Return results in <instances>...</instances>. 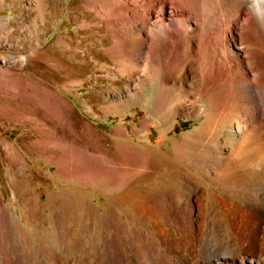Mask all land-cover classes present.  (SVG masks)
<instances>
[{
  "label": "bare ground",
  "instance_id": "6f19581e",
  "mask_svg": "<svg viewBox=\"0 0 264 264\" xmlns=\"http://www.w3.org/2000/svg\"><path fill=\"white\" fill-rule=\"evenodd\" d=\"M4 1L0 0L1 10L7 7ZM66 1L24 0L29 10L38 13L28 32L31 41L38 39L41 46L40 27L50 23L60 8L62 14L69 10L81 20L76 33L92 32L99 53L116 62L112 71L91 49L78 55L84 38L73 50L77 41L61 36L59 42L72 52L69 61H61L50 52L53 48H47L20 59L15 56L16 64L29 66L33 59H42L41 70L63 74L72 82L73 67L93 63L103 69L102 75L94 73L72 84L84 87L93 81L95 93L118 114V109L146 103V90L158 85L148 107L167 131L179 117L201 121L194 131L172 142L169 156L162 146L138 147L131 139H113L111 147L91 125L77 129L73 108L59 91L36 92L30 117L37 138L33 146L58 168L56 178L74 179L95 189L100 183L89 182L85 170L126 171L129 167L123 163L134 154L142 165L136 163L134 169L131 165V170L140 178L126 182L120 178L106 186L116 190L154 180L159 190L157 197L140 199L136 205L141 227L132 219L123 221L119 210L112 209L103 238L105 251L93 256L92 262L81 239L74 243V237L67 240V247L74 249L77 260L47 246L41 253L32 248L26 233L39 222L40 196L31 184L18 187L17 182V166L21 176L30 170L28 158L0 137V185L9 192L8 201L0 203V264H46L43 256L50 264H264V0H80L77 10L71 7L73 0ZM101 80L120 83L121 89L100 92ZM38 108L46 113V121L38 116ZM143 126L150 128L149 120ZM121 137H126L124 132ZM67 167L73 170L71 176ZM118 172L113 173L116 178ZM36 178L42 181L35 190L48 186L44 174ZM128 195L117 197L115 205L128 202ZM69 196L72 209L80 205V200ZM54 203H49L51 216L62 224L65 219L57 215ZM99 210L95 211L104 217Z\"/></svg>",
  "mask_w": 264,
  "mask_h": 264
},
{
  "label": "rangeland",
  "instance_id": "374dc122",
  "mask_svg": "<svg viewBox=\"0 0 264 264\" xmlns=\"http://www.w3.org/2000/svg\"><path fill=\"white\" fill-rule=\"evenodd\" d=\"M4 2L6 3L7 7H5L3 10L0 9V137L13 142L17 147H19L25 157L28 158L30 170L27 176H21L18 169L19 167L17 166L16 168L18 175V187H21L23 183L26 184V182L27 184H31V189L40 196V200L42 202L41 209L38 212V224L35 228L30 227V230L27 229L28 232L26 231L28 236L30 235L29 237L32 239V245H30L33 249L38 250L41 253L43 252L44 247H48L49 249H54L61 256L65 257L68 255L71 260H77L78 257L75 255L74 249L67 247L69 244V241L67 240H70L74 237V243H76V240L81 239L83 243V249L89 253L90 261L92 262L91 258L93 256L105 251L103 238L107 232V225L111 223L113 217L111 216L112 209L117 208L119 210V212L122 214L123 221L130 222V219H132L133 222L137 223V226L141 227L140 222L143 219L140 216L137 217L138 214L135 213L136 211H134L136 210V205L138 202L145 200L147 197L154 195L157 197L156 194L159 189L157 190V184L154 180L144 184H138L137 186H129V188L124 187L122 189L116 190H112L106 186L112 182H120L121 179H123L121 181L123 182L125 180L128 181V179L132 180V178H134V180H138L140 178V176L136 175V173L131 170L132 168L134 169V166H137V164L138 166L142 165L140 157L134 154L128 155V159L124 161V163L122 162L126 165L125 167H129V169L126 171L118 170V172L117 169H114L113 167H110L107 170H97L94 168L90 173L88 171H91V169L85 170L86 178L88 177L89 182L100 183V185L95 186V189L89 185H84L81 182H77L74 179L56 178L55 174L57 173L58 168L55 165L47 162V160H45V158L40 155L42 153V149H36L33 146L34 141L37 139L34 137V132L31 131V125H33V123L30 121V117L33 115L35 110V102L33 100L34 94H36V92H44V88H51L53 90L59 91L73 108L71 112L73 117L72 119L76 124L77 129L82 130L85 123L91 125L104 139L100 137L98 138L105 141V143H108L111 147H113V139H124L125 141L131 139L138 147L148 146L154 149L162 146L164 147L162 152L166 156H169L172 142L182 138L185 133L194 131L200 124L201 120L187 122L182 117H179L171 124L170 130L167 131L163 127L162 120H160L156 114L149 112L150 110L148 107V105L150 106L152 102L151 99H153L155 96V87H158V85L153 88L149 87V89L146 90V96L148 97L146 103L139 102L137 104L131 105L130 108L128 107L126 109H118L120 112L118 114L112 109V106H110V104H108L104 98L95 93V84L93 81L88 82L89 84L84 87H81L80 85L75 86V84H72L73 81L78 79L87 80V78L93 76L94 73L95 75H102L101 72L103 69L95 68L93 63H85L81 67L78 65L73 67L71 74L73 77L72 82H69L66 78H64L65 75L63 77V74L60 75L55 71L54 73L49 72L48 74V72L45 70H41L44 65L42 59H33L34 64L33 61H31L29 66L26 64V62L16 64L15 56L20 59L23 56H27L32 52L37 51V49H41L43 51L47 50V48H53V50H50V52H54L56 56H59L61 61H69L72 52L67 49L66 44L59 42V36L63 37V39H75L77 43L72 45V49L76 48L81 39L84 38V43L81 45L82 47L78 55L83 56V51L86 48L91 49V52L95 54V57L99 60V62L107 64V66L110 68V71H112L116 62L108 59L102 53H99V45H96V39L94 36H92V32L88 33L84 31V33H82L81 31V34L79 35L76 33L81 20L74 18V15L71 11L65 10V12L62 14V10L60 8L56 15H54L52 18L50 22L51 24L48 23L45 25V27H43L44 25H41L42 28L40 27V40L42 41V44L38 47V39H32L31 41L28 33L34 20L38 19L37 11L33 12L32 10H29L28 5L26 2H24V0H5ZM71 2L72 0H67L65 3L70 4ZM81 3L82 2L80 0H73L71 7L77 10L81 6ZM58 20L59 24H57L56 27L54 22ZM104 45L110 46L111 43L104 42ZM41 57H44L43 53H41ZM110 83L111 82L108 80H101L99 83V91L113 93L121 89L120 83L116 85ZM63 84L65 85V88L63 87ZM19 111L23 114H21L22 116L18 115ZM37 112L38 116L43 121L47 120L46 113L42 108H38ZM148 120L150 122V128H145L143 126V122ZM40 131L41 133L43 132L41 128ZM123 132L126 136L124 138L121 137ZM91 149L95 150L93 148ZM100 150L104 152L102 149ZM131 165L134 166L131 168ZM71 170V168L67 167L66 174L71 176V173H73V170ZM107 171L109 173H107ZM116 172H118L117 178L114 176V174L116 175ZM121 172L124 175L120 174ZM38 174H42V176L44 174V177L46 178H43V180L48 186L45 187L43 185H39V188L35 190V187L37 184H39V181H42L36 178ZM113 176L116 179H114ZM97 177L101 178L99 179ZM117 179L119 180L116 181ZM142 189H144V191ZM70 194L81 201H79L80 205L73 209L71 206H69ZM127 195L130 196L128 202L121 203L120 206L115 205V201L118 198L127 197ZM8 199V190L4 185H0V203L1 201L7 202ZM52 200L53 203L55 202L54 210L57 215L60 217L62 216L65 219L63 221L64 223L62 224H56L55 218L51 216L53 212L50 209L51 207L49 206V203H51ZM58 202L60 206H58ZM182 202H184V200H182ZM94 209H100L99 211H101L104 217L98 215ZM47 211L49 214H47ZM152 226H154V223H151V227ZM68 231L73 232L69 233ZM114 232L115 231L113 230V234ZM127 235L128 234H124L125 239L127 238L130 240V237ZM67 236L72 237H69L68 239ZM109 237L111 239L113 238L112 235ZM67 250L69 252L66 254ZM43 261H45L46 264H50L46 256H43ZM76 264L79 263L77 262Z\"/></svg>",
  "mask_w": 264,
  "mask_h": 264
}]
</instances>
